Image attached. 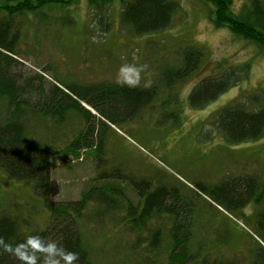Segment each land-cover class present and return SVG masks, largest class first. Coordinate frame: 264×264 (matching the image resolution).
<instances>
[{
  "label": "rangeland",
  "instance_id": "rangeland-1",
  "mask_svg": "<svg viewBox=\"0 0 264 264\" xmlns=\"http://www.w3.org/2000/svg\"><path fill=\"white\" fill-rule=\"evenodd\" d=\"M173 1L179 4V10L170 26L140 36L127 34L121 26L119 0L107 7L105 13L109 15L110 25L106 31L100 28L106 22L102 21L101 25L97 22V14L86 0L58 10L43 9L40 21L27 12L16 17L0 14L2 23L12 21L11 30H17L18 55H11L18 63L11 68L24 78L41 74L43 86L57 80L64 87H73L79 94L95 99L98 92L108 88L124 92L127 88L158 86L165 67L180 65L181 47L202 48L204 56L196 70L170 89L159 87L161 93L149 104L151 107L113 121L101 116L99 111L97 115L93 113L92 122L100 117L112 127L107 128L103 153L93 158V151L83 146L78 149L80 158L68 154L58 159L52 177L59 185V193L53 199H77L98 172L95 161L99 160L104 169L147 177L152 180V186L164 183L176 189L187 209L190 231L204 241V250L221 254L224 259L249 263L258 247L256 240H264L261 235L264 229L259 228L256 215L263 209L264 199L260 205H254L245 201L246 198L241 207H231L234 198L230 194L237 191L240 176L250 178L253 186L252 177L264 181V136L229 143L216 130L215 115L235 98L264 91V49L237 39L225 27H214L210 21V3ZM248 1L233 0V10L241 11ZM220 61L237 68L240 81L205 106H190L188 95L193 87L205 77L221 75ZM125 64L133 66L123 69L122 78L139 79L136 86L116 82L118 70ZM138 68L141 70L137 71ZM170 96L176 98V103L158 106ZM120 107L108 103L105 109L115 112ZM73 111L67 112L58 125L48 124L31 110L25 119L35 137L42 142L55 138V148L63 149L83 126L78 117L82 113ZM4 114L5 104L1 101L0 116ZM99 124L97 120L96 130ZM213 196L219 197L223 204L218 205ZM33 197L27 182L14 181L0 170V209L29 214L30 229L43 228L48 211L41 200ZM107 223L109 226L111 222ZM167 224L152 221L153 227L161 229L168 227ZM106 230L94 240L95 249L102 246L97 264H139V256L131 250L135 234L122 227Z\"/></svg>",
  "mask_w": 264,
  "mask_h": 264
},
{
  "label": "trees",
  "instance_id": "trees-1",
  "mask_svg": "<svg viewBox=\"0 0 264 264\" xmlns=\"http://www.w3.org/2000/svg\"><path fill=\"white\" fill-rule=\"evenodd\" d=\"M79 1L3 0L0 14L16 17L27 12L37 16V21H40L43 9L58 10ZM86 1L97 14V22L100 25L102 21L106 22L103 28L100 26L106 31L110 23L109 15L105 12L115 0ZM201 1L212 5L210 21L214 27H225L237 39L264 49L263 1L249 0L239 12L233 10V0ZM119 2V22L127 34L132 36L168 28L179 10V4L173 0ZM2 22L3 18H0V102L5 104V114L0 116V170L14 181L27 182L31 186L33 199L44 203L49 216L43 228L30 229L29 214L0 209V238L5 243L13 246L25 244L26 247L21 250L36 256L37 264H45L46 253L27 245L29 237L38 238L42 245L50 240L56 241L65 249L78 253V260L74 264H97L102 246L95 249V238L108 228L111 231L114 227H122L135 234L131 250L139 256V264H264L262 239L260 241L263 244L256 240L258 247L253 250L254 257L249 263H242L239 259H224L221 254L205 251L204 241L190 231L187 209L181 203L182 195L176 189L169 188L164 183L152 186V180L147 177H135L117 169H104L102 162L97 159L95 164L98 172L80 191L77 199H53L59 193V185L52 177V169L58 159L68 154L75 156V159L80 158L78 149L83 146L90 148L91 153L93 151V158L103 153L107 128L112 127L98 117L100 124L96 130L97 120L91 121L95 118L93 113L97 115L99 111L101 116L111 121L137 113L161 93L159 87L170 89L188 78L204 56L202 48L192 45L181 47L178 51L180 65L165 67L158 86L127 88L124 92L108 88L98 92L94 99L79 94L73 87L62 86L57 80L52 85L43 86L41 74L24 78L20 72L12 70L18 63L14 57L18 55L17 30H11L12 21ZM218 65L223 66L221 75L205 77L193 87L188 95L190 106L201 108L238 84L241 76L236 73L237 68L226 65L225 61H220ZM35 79L38 81L33 82ZM176 101V98L170 96L158 106ZM108 103L120 104L121 107L115 109V112H109L105 109ZM122 109L125 111L121 112ZM30 110L50 125H58L67 112L75 110L74 113H82L80 116L75 115L81 117L83 126L63 149H56L55 138L50 142H42L33 135L31 126L25 119ZM215 128L227 142L233 144L262 138L264 91L242 95L217 110ZM238 179L237 191L230 194L234 198L231 200L234 203L231 207H241L245 201L254 205L263 203L264 181L260 182L252 177L253 186L250 178L240 176ZM213 197L218 205L223 204L219 197ZM256 215L259 228L264 229V206ZM108 220L111 222L109 226ZM153 220L168 223V227H153ZM24 227L29 229L24 231ZM261 235L264 238L262 232ZM0 264L26 262L13 253L3 251L0 245Z\"/></svg>",
  "mask_w": 264,
  "mask_h": 264
},
{
  "label": "clouds",
  "instance_id": "clouds-1",
  "mask_svg": "<svg viewBox=\"0 0 264 264\" xmlns=\"http://www.w3.org/2000/svg\"><path fill=\"white\" fill-rule=\"evenodd\" d=\"M133 65H122L118 70L119 74L116 82L121 85H128L130 87L136 86L139 83V79L135 81H129L122 78L123 69L125 67H130ZM142 67V66H141ZM138 68L137 71H140ZM0 245H2L3 251L15 254L19 259L25 261L26 264H37V258L34 255H29L21 249L26 247L25 244H17L15 246L5 243L2 238H0ZM27 245L38 248L39 250L46 253L45 264H74L78 260V253L67 250L60 246L56 241H48L46 244L42 245L39 243L38 238L29 237L27 240Z\"/></svg>",
  "mask_w": 264,
  "mask_h": 264
},
{
  "label": "flooded vegetation",
  "instance_id": "flooded-vegetation-1",
  "mask_svg": "<svg viewBox=\"0 0 264 264\" xmlns=\"http://www.w3.org/2000/svg\"><path fill=\"white\" fill-rule=\"evenodd\" d=\"M152 105H148V106H145V107H151ZM142 109V108H141Z\"/></svg>",
  "mask_w": 264,
  "mask_h": 264
}]
</instances>
